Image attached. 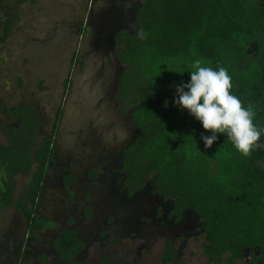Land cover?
I'll return each mask as SVG.
<instances>
[{"label":"trees","instance_id":"16d2710c","mask_svg":"<svg viewBox=\"0 0 264 264\" xmlns=\"http://www.w3.org/2000/svg\"><path fill=\"white\" fill-rule=\"evenodd\" d=\"M3 7L0 0V11ZM134 17L129 29L114 34L116 99L136 131L120 154L123 188L132 195L150 183L155 194L170 201V216L176 221L185 211L193 212L202 223L207 263L264 264V136L249 157L222 134L205 148L201 135L211 133L173 104L176 86L188 82L192 62L202 59L214 69L227 68L232 93L244 106L253 105L254 123L264 128V0H139ZM11 23V17L0 23L1 40ZM75 63L77 51L62 82L64 94ZM0 109L8 121H16L4 128L6 143L0 144V208L12 207L21 218L20 244L54 230L51 247L57 259L62 264H84L76 257L84 244L75 230L58 229L57 221L37 212L47 167L54 162L62 104L50 133L37 144L38 119L31 107L20 103ZM20 173L28 178L16 194L14 178ZM74 181L73 174L63 178L66 188ZM67 194L72 198L68 190ZM175 244L174 239L164 240L161 264L175 260ZM38 260L51 262L45 254ZM111 260L102 257L100 262Z\"/></svg>","mask_w":264,"mask_h":264},{"label":"rangeland","instance_id":"374dc122","mask_svg":"<svg viewBox=\"0 0 264 264\" xmlns=\"http://www.w3.org/2000/svg\"><path fill=\"white\" fill-rule=\"evenodd\" d=\"M138 3L3 0L0 23L9 17L12 23L2 40L0 32V105L32 108L38 119L37 144L50 133L62 104L54 162L47 167L37 212L57 221L58 229L75 230L84 244L78 260L104 264L101 258L111 257L105 264H161L164 240L174 239L177 254L168 264H209L203 255L202 223L193 212L185 211L176 221L170 216V201L155 194L150 183L132 195L121 183V150L136 131L116 99L114 34L131 27ZM73 51L79 63L71 66V84L64 94L62 82ZM15 123L0 109V144L6 143L4 128ZM67 174L75 181L66 188ZM27 178L23 173L15 176L16 194ZM56 233L43 232L20 244L21 218L12 207L0 208V264H62L51 247ZM40 254L51 262L39 261Z\"/></svg>","mask_w":264,"mask_h":264},{"label":"clouds","instance_id":"9594fccd","mask_svg":"<svg viewBox=\"0 0 264 264\" xmlns=\"http://www.w3.org/2000/svg\"><path fill=\"white\" fill-rule=\"evenodd\" d=\"M141 39L144 33H139ZM176 72V71H174ZM189 80L176 86L174 106L199 121L201 127L211 135H201L205 148H211L222 134L243 157H249L261 137L264 128L254 123L256 116L253 105H243L232 93V77L227 68L207 66L202 59L191 64ZM183 74V71L176 72Z\"/></svg>","mask_w":264,"mask_h":264},{"label":"flooded vegetation","instance_id":"af4514ba","mask_svg":"<svg viewBox=\"0 0 264 264\" xmlns=\"http://www.w3.org/2000/svg\"><path fill=\"white\" fill-rule=\"evenodd\" d=\"M41 215V214H40ZM47 218V217H46ZM48 219H50V218H48ZM48 231H54V230H48ZM45 232H47V231H45Z\"/></svg>","mask_w":264,"mask_h":264}]
</instances>
